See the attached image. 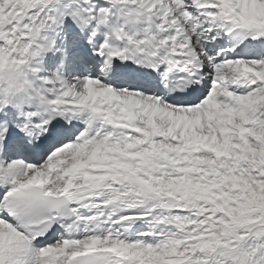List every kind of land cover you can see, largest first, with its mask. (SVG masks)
I'll return each mask as SVG.
<instances>
[{
	"label": "snow or ice",
	"instance_id": "1",
	"mask_svg": "<svg viewBox=\"0 0 264 264\" xmlns=\"http://www.w3.org/2000/svg\"><path fill=\"white\" fill-rule=\"evenodd\" d=\"M0 264H264V0H0Z\"/></svg>",
	"mask_w": 264,
	"mask_h": 264
}]
</instances>
